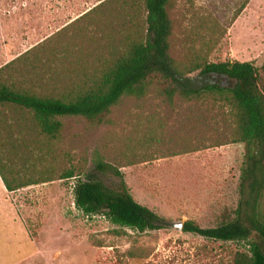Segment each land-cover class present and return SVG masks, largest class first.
I'll use <instances>...</instances> for the list:
<instances>
[{
  "label": "rangeland",
  "instance_id": "374dc122",
  "mask_svg": "<svg viewBox=\"0 0 264 264\" xmlns=\"http://www.w3.org/2000/svg\"><path fill=\"white\" fill-rule=\"evenodd\" d=\"M10 1V19L0 21V82L32 91L82 84L145 27L143 0ZM166 10L169 54L181 72L229 59L252 62L264 77V0H169ZM57 119L52 138L29 112L0 106V164L9 179L35 182L7 201L0 188V264H233L236 253H248L245 242L172 226L214 227L236 207L244 144L233 142L226 102L169 98L152 85L97 120ZM99 158L118 167L132 197L168 226L139 233L77 209L78 178L59 177L74 169L114 187L116 177L95 170Z\"/></svg>",
  "mask_w": 264,
  "mask_h": 264
},
{
  "label": "trees",
  "instance_id": "16d2710c",
  "mask_svg": "<svg viewBox=\"0 0 264 264\" xmlns=\"http://www.w3.org/2000/svg\"><path fill=\"white\" fill-rule=\"evenodd\" d=\"M143 2L145 27L129 41L121 55L92 77L57 92L32 91L0 82V106L29 112L41 132L55 138L62 125L57 117L97 120L121 97H143L152 85L169 98L174 94L187 98L211 95L226 102L234 114L233 142L244 144L237 204L232 216L216 226L202 228L187 220L183 231L214 240L245 242L248 253H236L233 264H264V77L252 62L229 59L205 62L181 72L169 54V0ZM196 69V76H187ZM95 170L113 175L117 184L109 187L93 175L81 179L74 169L59 177L78 178L73 186V200L82 213H102L110 223L139 233L168 226L166 219L132 197L118 167L99 158ZM0 178L9 192L35 183L9 179L1 164Z\"/></svg>",
  "mask_w": 264,
  "mask_h": 264
},
{
  "label": "crops",
  "instance_id": "0c3cea01",
  "mask_svg": "<svg viewBox=\"0 0 264 264\" xmlns=\"http://www.w3.org/2000/svg\"><path fill=\"white\" fill-rule=\"evenodd\" d=\"M10 0H7V1H3V0H0V3H2L4 6H1L0 9L2 8V10L0 11V21H7L10 19V13H9V3L12 1ZM4 2V3H3ZM3 24L0 23V27H2ZM1 60V59H0ZM0 188L1 190H3V194H4V198H3V201H7V200H11L10 199V195L12 194V192H9L6 190L1 178H0Z\"/></svg>",
  "mask_w": 264,
  "mask_h": 264
},
{
  "label": "water",
  "instance_id": "95a60500",
  "mask_svg": "<svg viewBox=\"0 0 264 264\" xmlns=\"http://www.w3.org/2000/svg\"><path fill=\"white\" fill-rule=\"evenodd\" d=\"M183 221H177V222H174L172 223V226L176 229H178L179 231H183Z\"/></svg>",
  "mask_w": 264,
  "mask_h": 264
}]
</instances>
